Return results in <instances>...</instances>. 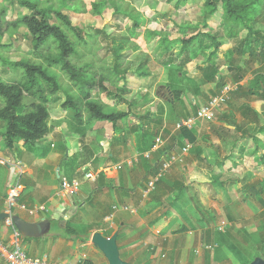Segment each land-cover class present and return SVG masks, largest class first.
Wrapping results in <instances>:
<instances>
[{
    "label": "rangeland",
    "instance_id": "1",
    "mask_svg": "<svg viewBox=\"0 0 264 264\" xmlns=\"http://www.w3.org/2000/svg\"><path fill=\"white\" fill-rule=\"evenodd\" d=\"M18 1L0 0V26L2 28L6 27L7 22L10 24L17 20L19 16L27 13V10L21 7ZM38 1L42 7L54 11L60 10L69 15L72 21L87 34L85 43L77 46L79 53L71 57V62L75 66L85 69L86 78H91L89 84L85 86L77 81L70 80L59 67L51 68L62 86V90L55 94L48 104V110L50 108L51 112L49 114L52 117L51 121L54 123L57 121L59 124H63L68 119V111L61 105L67 92L75 97L76 102L80 103L79 107L83 113H85L83 93L86 88H90L93 99L99 100L107 106L113 105L111 107L115 109L120 106L114 105L109 94L97 84V80L103 75L109 77L113 69L114 55L111 48H114L115 45L111 43L112 38L118 40L121 36H129L130 42L125 49L129 51L127 52L128 55L122 58L120 62L122 66H125L127 65L125 61L128 60L130 62V65H128L130 72L126 75V80L122 78V74H117L115 83L111 84L108 80H105V84L111 91H114L117 86H125L129 89L135 87L136 89L137 84L145 85V87L151 82L150 85L157 84L154 90V96L158 99L154 107L155 115L150 118L151 120L148 117L142 118V122L148 124H151L152 121L154 125L163 124L165 110L180 115L183 112L182 105H184V108H189L191 115H195L198 108L206 104L211 96L218 94L226 84L233 87V92H235L238 86L246 87L256 71L264 72L261 64L258 61H252L246 52L239 53L234 50L239 45V41L246 36V30H241L238 38L226 40L227 47L216 51L215 63L219 66V72L224 82L223 86L217 85V80L205 81L202 75V68H206V59L213 49L210 39L207 37H204L203 43L196 47L194 59L184 65L180 63L179 58H173L169 61L167 55L160 57L158 38L152 36L147 39L146 33L156 30L164 34L167 33L174 38L190 34L197 28L202 30L204 21L201 3L195 5L189 3L185 6L175 7L174 0L171 2L167 0H136L129 4L124 0H108L101 14H96L91 5V2L95 0ZM125 7L137 12L138 26L135 28L134 35L130 33L133 22L122 12ZM52 21L55 22L56 20ZM206 24L208 27L204 30L210 33L224 29L220 23V17L217 15L209 17ZM251 27L253 30L264 28V9L252 22ZM237 39L239 41H236ZM31 50V43L25 27L19 26L15 30L4 31L3 36L0 38V77L7 82L18 79L20 69L15 68L13 63L26 58L36 61L37 59ZM140 65L142 68L137 70ZM136 70L137 72H149L148 77L139 79L135 73ZM131 76L134 77L132 84H130L131 78H129ZM175 89L181 90L180 100L173 99L172 90ZM233 92L231 91L226 101L220 104L212 120L195 122L196 125L202 122V130L197 131L198 137L216 130L215 132L218 135H206L208 138L205 137V139L217 144L224 155L232 152L230 161H238L241 168H237L231 174L221 171L217 176L219 178L217 181L209 179L210 186L206 191L207 195L204 199L203 197L200 199L199 196L197 204L195 199L198 197L195 198L191 192L190 207L183 202L174 205L178 224L182 223L190 227L192 225V240L187 244L190 259L185 264H200L198 259L201 260L202 264H205V257L203 261L202 257L206 256L207 253L215 256L216 259L221 258L223 260L225 258L224 264H237L236 259L226 247V243H232L244 252L246 256H243L240 261H251L254 256L264 258L261 251L262 242H264V167L260 170L261 172L253 171L254 167L263 164L257 161V157L264 154V133H257L255 130L264 124L262 116L264 101L246 95L241 90L236 95H233ZM138 94H140V90H138ZM141 99H143V96L139 100ZM243 104H247L251 109H245ZM2 105L3 100L0 98V106ZM105 110L111 111L107 107ZM252 110H255L257 115ZM183 120L185 118L182 114L176 119L173 132L168 126L167 130L162 131L157 136L162 141H171V135L178 129L177 124ZM2 125L3 123L0 122V131L3 130ZM62 129H65V127ZM61 132L62 130L59 133ZM245 132L251 135L246 136ZM252 135H255L254 137L258 141L253 140ZM217 140L219 141L216 142ZM0 145L4 148L3 141L0 142ZM196 148H198V145ZM10 155L13 157L12 153ZM174 156L176 159L178 158L176 155ZM169 158L170 154L164 158L156 171L161 174L159 180L166 175L175 163L169 164ZM207 170L205 173L208 179L209 172ZM151 179V176H148L144 183L146 184ZM180 182L181 180L177 181L176 186L172 185L174 190L181 186ZM168 210L172 212L170 209ZM149 213L150 217L155 219V222L160 219L158 212L150 211ZM222 221L228 224L224 233L217 230V225ZM200 226L204 227L203 232L208 234L209 241L202 239L200 244H197L195 237ZM145 229L146 232H142ZM145 229L140 230L138 233L142 232L141 235H146L142 237L139 245V249L143 254L140 259L146 260V264H163L170 258V254H167L165 249V241L156 239L158 235L152 227ZM112 230L114 229H105V237H110ZM124 230H122V234L125 233ZM220 234L223 235V238L220 237ZM261 239H263L262 242ZM209 243L216 245L213 249L206 250L204 246ZM93 248L94 255L100 258L104 264H108L98 248Z\"/></svg>",
    "mask_w": 264,
    "mask_h": 264
},
{
    "label": "crops",
    "instance_id": "2",
    "mask_svg": "<svg viewBox=\"0 0 264 264\" xmlns=\"http://www.w3.org/2000/svg\"><path fill=\"white\" fill-rule=\"evenodd\" d=\"M129 78V83L132 84L134 77ZM137 85L136 89L130 88L127 95L134 103V107L130 109L131 114L116 127L107 121L93 120L86 126L85 135L80 136L77 134L80 127L69 126L66 120L63 124L57 121L54 123L50 115L51 131L38 144L28 145L19 141L12 151L5 150L0 145V158L19 160L23 164L19 203L28 207L39 204L47 207L46 212L32 216L19 209L13 210V214L26 221H49V229L43 236L29 238L20 234L18 237L27 256L34 258L45 255L52 261L71 264L90 259L94 264H104L94 255V246L90 244L91 235L100 231L106 236L105 229H114L113 233L118 227H123L125 233L117 240L120 257L131 264H146V260L140 259L143 254L139 245L142 237L146 236L141 233L146 232L145 228L152 227L158 235L156 239L165 241L166 252L170 254V258L163 264H185L190 259L187 244L192 240V225L178 224L174 205L183 202L190 207L191 192L195 198L198 197L195 199L197 204L199 196L204 199L207 195L209 179L214 181L219 179L217 176L221 171L231 174L241 167L238 161H230L232 152L224 155L217 144L205 139L206 135H218L216 130H212V134L208 132L197 136V131L202 130V122L198 125L196 122L190 128L197 137L194 143L183 141L179 144L174 139L175 132L171 135V141L163 140L161 144L154 146V138L167 130L168 126L173 132L178 116L183 114L186 119L194 115H191L188 107L186 109L182 105L183 112L180 115L165 110L163 124L142 122V116L148 114V119L151 120L155 115L154 107L158 99L154 96V90L157 84L151 90L145 85ZM142 96L143 99L139 100ZM117 108L126 111L124 105ZM49 113L51 114L50 108ZM169 154L176 155L177 160L166 175L155 183L152 193L149 192L150 195L146 196V178L158 176L159 172L156 171ZM263 156L264 154L257 157V161L263 164L254 167L253 171H260L264 167V159H261ZM159 170L161 172V168ZM206 170L209 172L208 179ZM89 171L98 174L96 180L84 178V174ZM72 179L80 181V188L76 194L67 196L60 190V184ZM11 180L10 169L0 165V212L3 211L7 186ZM180 180L181 186L174 190L173 186ZM150 211L158 212L160 219L157 222L148 214ZM14 229V226L1 220L0 240L12 241ZM142 229L145 230L138 234ZM203 229L200 226L196 232L197 244L202 239L209 241L208 234ZM204 257L205 264H224L225 261V258L216 259L208 253L202 257V261ZM198 261L202 264L201 260ZM0 264L7 263L0 259Z\"/></svg>",
    "mask_w": 264,
    "mask_h": 264
},
{
    "label": "trees",
    "instance_id": "3",
    "mask_svg": "<svg viewBox=\"0 0 264 264\" xmlns=\"http://www.w3.org/2000/svg\"><path fill=\"white\" fill-rule=\"evenodd\" d=\"M107 1H92L91 5L94 13L101 14ZM124 1L129 4L136 0ZM167 1L171 2L173 0ZM174 1L175 7L185 6L189 3L194 5L201 3L204 24L202 25V30L197 28L190 34L174 38L160 31H148L146 33L147 39L152 36L158 38L160 57L167 55L169 61L173 60V58H179L180 63L184 65L194 59L196 47L203 43L204 37H207L210 39L213 49L206 59V68H202V75L205 81L217 80V85L223 86L224 82L219 72V66L215 63L217 58L216 51L227 47L226 40L236 39L241 30H246V36L240 41L236 40L239 41V45L234 50L239 53L246 52L252 61H258L264 69V28L253 30L251 27L252 22L264 9V0ZM18 3L27 10V13L19 16L17 20L10 24L7 22L5 28L0 26V38L3 36L4 31L15 30L19 26L25 27L31 43V52L37 60L26 58L14 62V67L20 69V77L18 79L7 82L0 77V98L3 100V105L0 106V122L3 123L0 137L5 150L8 151H12L19 141L28 145L38 144L51 131L48 104L52 97L62 90L57 75L51 71L52 67L61 68L70 80L77 81L85 86L91 80V78H86L84 68H79V66L77 67L71 62V57L79 53L77 46L85 43V38L87 37L85 31L76 25L69 15L60 10L54 11L53 9L42 7L38 0H19ZM2 9L4 8L2 7ZM122 12L133 22L130 33L134 35L135 28L138 26L137 12L133 9H127V7L122 9ZM216 15L220 17V23L224 29L212 33L205 31L204 29L208 27L206 24L207 19ZM54 19L56 20L55 22L52 21ZM129 42V36H121L118 40L112 38L111 43L115 45L114 48H111L114 55L113 69L109 77L103 75L97 80V84L109 94L110 100L113 101L114 105H125L126 111L116 110L114 107L107 106L103 102L93 99L90 88H86L83 93V104L85 107V116H83V112L79 107L80 103L74 100L75 97L72 94L68 92L65 94V100L61 105L68 111V125L80 127L77 132L78 135L84 136L86 126L93 120L107 121L112 123L113 127H116L120 121L126 120L130 116V109L134 107L133 100H129L127 96L130 93V89L125 86H117L114 91H111L105 84V80H108L111 84L115 83L117 74H122V78L126 80V75L130 72L128 69L130 62L127 60L128 62L125 61L127 65L122 66L120 60L128 55L127 52L129 51L125 49ZM3 62L5 63V61ZM141 68L140 65L137 70ZM137 70L135 73L139 79L148 77L149 72H137ZM151 83L146 86L148 89L153 87V85H150ZM240 90L246 95H251L264 101V72L256 71L246 87L238 86L235 92L232 91V94L236 95L240 93ZM172 91L173 99L180 100L181 90L175 89ZM243 105L245 109H251L247 104ZM106 107L110 108L111 111H106ZM252 111L257 115L255 110ZM262 116L264 120V111ZM142 117L147 118L148 114ZM255 131L264 133V124L260 125ZM248 134L250 133L245 135L248 136ZM153 136L152 139L154 138ZM254 136H251L253 140L258 141ZM174 139L179 144L183 143V141L194 143L197 137L190 128L181 126L177 129ZM261 159H264V156ZM216 179L215 181H217ZM122 230L123 227H118L114 231L117 232V240L120 238ZM220 237L223 238V235L220 234ZM262 241L263 239H261ZM209 245L215 244L209 243ZM226 246L236 259L237 264L250 262L240 261L243 256H246L239 249L240 247L232 243H226ZM261 251L264 257V242H262ZM78 264L94 263L90 259H83Z\"/></svg>",
    "mask_w": 264,
    "mask_h": 264
},
{
    "label": "built area",
    "instance_id": "4",
    "mask_svg": "<svg viewBox=\"0 0 264 264\" xmlns=\"http://www.w3.org/2000/svg\"><path fill=\"white\" fill-rule=\"evenodd\" d=\"M233 90V87H230L226 84L218 94L211 96L206 104L200 106V108H198V110L195 112L194 116L181 121L179 124H177V127L179 128L181 126H186L188 128H191L196 121L212 120L215 117L217 108L220 106V104L226 101L228 94ZM162 142L163 141L159 138V136H157L155 138L154 146H157ZM169 160L170 163H172L177 159L174 154H172L170 155ZM128 163L131 164V162ZM0 165L7 166L12 173V180L7 186L3 208V212L8 214V217L4 218V222L8 225L13 226L11 215L13 214L14 209L24 211L30 216L40 212H46L47 207L45 204L28 207L23 203H19V198L22 194V189L20 187V178L24 172L22 162H20L19 160L10 161L6 158H0ZM117 168H119V166H117ZM160 175L161 174L158 173V176L153 177L146 183L145 195H148L149 192L154 189L155 183L159 180ZM97 177L98 174L91 171L84 174L85 179H89L92 181L96 180ZM79 188L80 181L78 179H72L71 181H62L60 184V190L67 196L76 194L79 191ZM113 209L115 210L116 207H114ZM227 225L228 224L222 221L217 225V230L220 232H224ZM14 230V238L12 239V241L5 242L0 240V259L4 260L7 264H71L69 262L61 263L52 261L45 255L34 258L27 256L18 240L20 233L16 228ZM215 245L207 244L204 246V248L206 250H209L215 247Z\"/></svg>",
    "mask_w": 264,
    "mask_h": 264
},
{
    "label": "water",
    "instance_id": "5",
    "mask_svg": "<svg viewBox=\"0 0 264 264\" xmlns=\"http://www.w3.org/2000/svg\"><path fill=\"white\" fill-rule=\"evenodd\" d=\"M8 217L5 212H0V221ZM13 226L25 237H41L47 233L49 229L48 220L26 221L16 214L11 215ZM91 243L94 247L104 255L108 264H131L130 262L120 257L119 248L117 245V232H114L110 237H105L100 231H95L91 235ZM245 264H264V258L255 257Z\"/></svg>",
    "mask_w": 264,
    "mask_h": 264
}]
</instances>
